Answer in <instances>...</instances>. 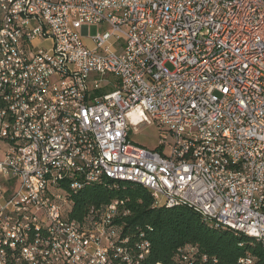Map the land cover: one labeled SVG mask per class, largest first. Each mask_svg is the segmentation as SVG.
Wrapping results in <instances>:
<instances>
[{
    "label": "built area",
    "instance_id": "2783aa9c",
    "mask_svg": "<svg viewBox=\"0 0 264 264\" xmlns=\"http://www.w3.org/2000/svg\"><path fill=\"white\" fill-rule=\"evenodd\" d=\"M92 25L109 31L88 45ZM0 85V264L150 255L121 237L127 201L75 220L60 178H139L154 207L192 205L264 241L262 0H0ZM155 121L156 151L130 141ZM197 255L187 246L179 263Z\"/></svg>",
    "mask_w": 264,
    "mask_h": 264
},
{
    "label": "trees",
    "instance_id": "16d2710c",
    "mask_svg": "<svg viewBox=\"0 0 264 264\" xmlns=\"http://www.w3.org/2000/svg\"><path fill=\"white\" fill-rule=\"evenodd\" d=\"M70 200L72 218L78 221L91 208L127 201L130 215L119 222L124 237L151 243V253L142 264H180V251L187 246L198 250L194 264H241L248 255L256 259L254 264H264L262 242L217 226L188 206L154 207L151 193L138 184L104 178L71 194Z\"/></svg>",
    "mask_w": 264,
    "mask_h": 264
},
{
    "label": "bare ground",
    "instance_id": "6f19581e",
    "mask_svg": "<svg viewBox=\"0 0 264 264\" xmlns=\"http://www.w3.org/2000/svg\"><path fill=\"white\" fill-rule=\"evenodd\" d=\"M262 3H264V0H262ZM0 100H1V102H3L1 85H0ZM87 143H88V145H95L96 144L95 134H88L87 135ZM27 145L33 146L35 149H43V141L39 137V135L27 136ZM104 178H108V179L114 180V181H122V182H129V183H133V184H138V185H141L145 189L148 190V183L144 182L143 180H141L139 178H133V177H129L127 175H105ZM99 181H101V178L84 179L82 182H80L79 185H75V184H73L72 181H69V178H60V185L63 186V190H67V199L66 200H70L71 194L80 191L81 189H83V187L85 185L94 184V183H97ZM149 192L151 193V195L153 197L152 192L151 191H149ZM175 206H185V205L166 204V206H163V207L172 209ZM186 206H188L189 208L191 207L195 211L199 212L204 218H206L205 214L201 210H197L192 205H186ZM95 219H102V212H95ZM212 223L216 224L217 226L224 227L223 225H221V223H215V221ZM231 230H233V229H231ZM32 231H36V234H48V227L47 226H41V224H32ZM233 231H235V230H233ZM235 232L239 233V234L246 235V236L251 237L253 239H256V241L262 242L264 244V241L261 240V238L258 237L257 234H254L252 232H244V233H240L237 231H235ZM121 237H124L123 229L121 230ZM254 263H255V261L250 262V258H244L243 259V264H254Z\"/></svg>",
    "mask_w": 264,
    "mask_h": 264
},
{
    "label": "rangeland",
    "instance_id": "374dc122",
    "mask_svg": "<svg viewBox=\"0 0 264 264\" xmlns=\"http://www.w3.org/2000/svg\"><path fill=\"white\" fill-rule=\"evenodd\" d=\"M108 30V27H102L99 25H92L89 28V37L86 39V43L90 45V39L97 36L102 31ZM109 31V30H108ZM165 129L162 128L156 121L153 124H145L139 128L137 134L131 133L130 141L137 146L144 147L146 149L156 151L159 146L160 139L164 136Z\"/></svg>",
    "mask_w": 264,
    "mask_h": 264
},
{
    "label": "snow or ice",
    "instance_id": "6c2138e0",
    "mask_svg": "<svg viewBox=\"0 0 264 264\" xmlns=\"http://www.w3.org/2000/svg\"><path fill=\"white\" fill-rule=\"evenodd\" d=\"M224 91H225V92H227V91H228V89H227V88H225V89H224Z\"/></svg>",
    "mask_w": 264,
    "mask_h": 264
}]
</instances>
